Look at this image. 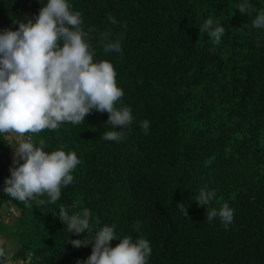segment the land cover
I'll return each mask as SVG.
<instances>
[{
  "label": "trees",
  "instance_id": "1",
  "mask_svg": "<svg viewBox=\"0 0 264 264\" xmlns=\"http://www.w3.org/2000/svg\"><path fill=\"white\" fill-rule=\"evenodd\" d=\"M68 2L81 13L94 62L113 65L124 92L116 106L130 107L133 122L120 142L101 138L113 129L108 114L95 110L79 125L32 134L44 151L75 152L80 161L59 200L48 203L44 195L42 205L2 191L14 158L0 135V208L12 204L18 213L14 258L84 264L93 244L76 248L70 241L114 225L118 238L149 242L148 264H264V28L252 25L264 0ZM244 2L250 15L238 11ZM46 3L0 0V32L17 30L14 21L35 22ZM209 18L225 28L219 44L200 32ZM109 30L122 52L103 51L101 34ZM202 189L215 192L204 208L196 202ZM224 203L234 209L227 229L219 217L206 219L207 209ZM177 204L187 208L186 217ZM61 207L69 215L87 208L89 233H69L58 217Z\"/></svg>",
  "mask_w": 264,
  "mask_h": 264
},
{
  "label": "clouds",
  "instance_id": "2",
  "mask_svg": "<svg viewBox=\"0 0 264 264\" xmlns=\"http://www.w3.org/2000/svg\"><path fill=\"white\" fill-rule=\"evenodd\" d=\"M237 8L241 14H251L247 2ZM108 18L112 24L116 23L110 14ZM14 22L18 24L17 30L0 32V135L11 146L13 141L18 144L4 192L19 202L36 200L42 205L45 201L38 198L47 195V202L55 203L61 196V188L73 183L72 172L80 161L75 152L44 151V141L41 139L37 146L32 134L57 130L66 122L79 125L95 110L108 114L106 124L113 129L103 132L101 138L120 142L124 136L122 129L133 122V116L130 107L117 108L124 92L117 86L116 71L108 61L94 62L95 50L88 42L89 32L82 28L81 13L72 11L68 0H47L35 22L31 19ZM252 25L264 28V11ZM199 29L206 31L215 44L225 34V28L218 21L214 24L211 18ZM111 35L110 30L101 34L103 51L122 52L120 39H111ZM149 126L148 120L141 121L145 134ZM214 198V191L202 189L196 202L203 207ZM177 206L186 217L184 204ZM58 217L69 233L77 236L85 231L89 233L91 213L87 208L69 215L61 207ZM215 217L227 229L233 222L234 209L224 203L219 209L206 210L207 221ZM95 223L99 224V220ZM114 228L105 225L91 239L87 236L70 241L76 248L93 244L84 264H148L152 252L149 242L143 238L133 241L131 236L118 238ZM117 239L119 243L112 247L111 242ZM2 243L0 258H5Z\"/></svg>",
  "mask_w": 264,
  "mask_h": 264
},
{
  "label": "crops",
  "instance_id": "3",
  "mask_svg": "<svg viewBox=\"0 0 264 264\" xmlns=\"http://www.w3.org/2000/svg\"><path fill=\"white\" fill-rule=\"evenodd\" d=\"M4 140H5V142L8 143V140H6V139H4ZM9 155H10L11 158H14V154L9 153ZM5 186L6 185L4 183L2 185V191H4ZM1 208L3 210H6V211H8V210L11 211V213H13V216H14V214H15V216L18 215L17 210L15 209V207L12 204L3 205ZM10 225H11V218L9 220L8 219L5 220V223L2 226V228H1V239H0V242H3L2 246L5 248V252H6L7 257L8 258H10V257L13 258V260L10 261V264H27L28 263V259L25 260V261H20V260H16L14 258L16 245L13 244V241H15L14 238L11 237L13 235V229H12L13 227H10ZM4 228L6 229L5 234H3V232H2ZM7 253H9V255ZM11 253H12V256H11Z\"/></svg>",
  "mask_w": 264,
  "mask_h": 264
},
{
  "label": "built area",
  "instance_id": "4",
  "mask_svg": "<svg viewBox=\"0 0 264 264\" xmlns=\"http://www.w3.org/2000/svg\"><path fill=\"white\" fill-rule=\"evenodd\" d=\"M12 216V213L10 211L3 210L0 208V239H1V228L2 225L5 223V220H9ZM8 257L6 255L5 258H0V264H7ZM28 264V263H27Z\"/></svg>",
  "mask_w": 264,
  "mask_h": 264
},
{
  "label": "rangeland",
  "instance_id": "5",
  "mask_svg": "<svg viewBox=\"0 0 264 264\" xmlns=\"http://www.w3.org/2000/svg\"><path fill=\"white\" fill-rule=\"evenodd\" d=\"M4 139H5V137H4ZM7 140V139H6ZM9 143V142H8ZM10 145V144H9ZM16 147H18V144L15 142V141H13V143H12V146L10 145V153L11 154H14V152H15V148ZM9 211V210H8ZM11 212V211H10ZM12 215H13V213H12ZM15 217V214H14V216L12 217V219H11V225H10V227H13V225H14V221H13V218ZM3 234H5V232H6V229L4 228L3 229ZM12 238H14V240H15V237L12 235L11 236ZM13 244L14 245H16V240L15 241H13ZM8 255H9V253H7ZM11 256H12V253H11ZM10 261H12L13 260V258L12 257H10V258H8ZM21 261V260H20Z\"/></svg>",
  "mask_w": 264,
  "mask_h": 264
}]
</instances>
